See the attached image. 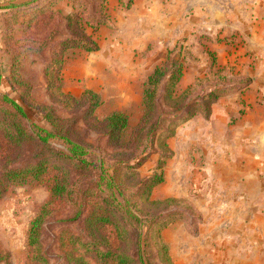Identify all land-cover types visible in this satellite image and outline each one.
I'll return each mask as SVG.
<instances>
[{"label": "rangeland", "instance_id": "obj_1", "mask_svg": "<svg viewBox=\"0 0 264 264\" xmlns=\"http://www.w3.org/2000/svg\"><path fill=\"white\" fill-rule=\"evenodd\" d=\"M87 3L92 9L98 0L58 2L56 10L62 13L63 18L56 39L70 36L66 17L73 16L78 8L87 6ZM182 3L185 5L184 0H134L127 9L122 0H108L107 9L112 25L101 27L103 30L100 33H94L90 28L87 30L89 35L94 34L95 39L98 35L101 37L102 47L93 53L71 49L63 69L61 92L76 99L81 98L86 90L94 92L100 98V106L94 116L103 121L114 112L122 111L128 116L127 131L131 133L144 113L143 86L148 76L169 58L181 64L183 69V77L175 89L177 97L189 91L198 79L213 83L217 70L212 65V53L217 55L218 64L225 69L226 74L222 75L231 82L234 80L241 83L245 77L223 63L215 48V44L237 43V36L233 35L229 40L220 35L213 37L190 25L188 34L184 35L178 24L180 9L184 7ZM187 7H190V3ZM30 13V10L23 13L14 26L12 39L5 40L7 19L0 9V92L7 94L24 109L27 121L42 128L53 129L39 108L46 106L53 110V120H57L54 129L67 131L74 141L97 155L100 160L106 156L111 164L143 153L141 162L140 159L128 162L135 167L131 171L135 176L126 181L129 199L136 203L134 210L143 225L141 234L135 236V247L131 250L133 264H142L138 244L143 264H201L208 257V250L202 249L198 243L205 218L193 199L202 190L203 179L200 181L201 186L198 184L202 170L198 171L196 166V145L190 149L189 164L182 165V168L174 149L181 151L180 141L184 140L181 136L191 123L199 117L210 119L211 114L207 115L206 110L208 99L204 97L208 87L188 98L186 105L196 103L195 115L183 122L187 109L172 108L164 95L165 80L158 98V115L160 120L165 121L163 129L158 131L153 142L146 144L142 152L139 150L132 154L126 150L113 151L107 144L108 136L102 130V125L93 122L88 115L85 120L87 107L84 104H76L77 107L64 106L62 102L50 97L45 78V67L51 59L49 42L44 41L48 35L27 33ZM193 16V10H189V23L194 24ZM47 39L52 38L48 36ZM42 43H45V48H38ZM237 44L241 45L242 41ZM28 45L32 47L27 48ZM172 129H175V134L168 137ZM175 139L178 140L177 146H173ZM5 146L0 144V148L5 149ZM54 146L66 149L58 140H55ZM36 153L37 150L32 146L23 149V158L18 159L15 167L34 162L38 159ZM2 156L0 149V164L4 163ZM156 176L163 180L152 189L148 198L143 193L144 183ZM81 177L77 175L72 178L78 181ZM49 199V188L35 183L13 185L0 197V264H37L30 257L26 238L32 218ZM65 217L63 212L58 213L45 224L43 253L48 264H64V246L68 244L70 234L75 237L85 235L84 218L67 224Z\"/></svg>", "mask_w": 264, "mask_h": 264}, {"label": "trees", "instance_id": "obj_2", "mask_svg": "<svg viewBox=\"0 0 264 264\" xmlns=\"http://www.w3.org/2000/svg\"><path fill=\"white\" fill-rule=\"evenodd\" d=\"M60 0H0V9L5 20V40L12 39L14 26L25 11L30 10L26 31L35 36L48 35L51 59L45 67L47 91L50 97L64 106L84 104V113L102 125V130L108 136L107 144L116 150H126L127 153L138 152L146 144L153 142L159 130L163 129L165 121L160 120L159 91L166 80L164 95L175 110L187 109L184 121L195 114L196 103L186 105L190 96L207 88V115L211 114L212 106L221 98L244 92L251 84V79L243 78L242 82L229 81L222 74L225 69L218 64L217 55L213 54L212 65L215 68V78L198 79L182 96H175V89L183 77L182 65L169 58L162 66L156 67L148 76L143 88L144 113L140 123L128 133V116L122 111H116L103 121H99L94 112L100 106V98L92 91H85L76 99L61 92L63 86V69L71 49H83L89 53L100 50V45L94 34L89 35L88 28L94 33L101 27L112 25L107 9L108 0H98L97 5L89 4L78 8L73 16L66 17V25L70 36L66 39H56L62 13L56 10ZM124 7L129 9L134 0H122ZM100 2V5H99ZM54 29V31H53ZM43 42V41H42ZM28 45L27 48H31ZM40 49L45 48L42 43ZM210 84V85H209ZM209 85V86H208ZM1 86V77H0ZM197 98V97H194ZM199 98H197L198 100ZM211 107V110H210ZM73 108V107H70ZM53 129L42 128L27 121L24 109L7 94L0 92V148L4 163L0 164V197L16 184H43L50 190V199L41 205L32 218L26 244L33 262L48 264L44 255L43 234L45 224L53 216L63 212L65 223L72 224L84 218V237L69 235L65 248L64 264H133L131 250L135 247V236L141 234L143 225L135 212L136 203L129 199L126 181L135 176L131 172L135 167L128 162L137 161L143 156L138 153L126 160L108 163L106 156L100 160L97 155L88 151L83 145L74 141L67 131L54 129L57 120H53V110L46 106L39 108ZM175 121V120H173ZM175 129L168 137L175 134ZM55 140L65 146V150L54 146ZM32 146L37 150L34 162L15 167L19 158H23V149ZM32 156V155H31ZM8 160V161H7ZM99 162L101 164H99ZM110 164V165H109ZM109 165V166H108ZM113 169V172L111 170ZM80 175L81 179L73 180ZM162 177H152L144 183V196L149 198L152 189L162 182ZM135 209V210H134ZM200 216L197 217V220ZM127 243L129 245H127ZM140 262L143 264L140 245L138 244Z\"/></svg>", "mask_w": 264, "mask_h": 264}, {"label": "crops", "instance_id": "obj_3", "mask_svg": "<svg viewBox=\"0 0 264 264\" xmlns=\"http://www.w3.org/2000/svg\"><path fill=\"white\" fill-rule=\"evenodd\" d=\"M184 3L180 31L188 34L190 25L213 37L236 35L241 45L215 48L231 70L251 79L247 90L215 103L209 120L191 123L181 136V151L174 149L182 168L196 145V166L202 170V190L193 199L205 218L198 243L208 257L201 264H264V0ZM189 10L195 25L189 23ZM96 39L102 47L101 37Z\"/></svg>", "mask_w": 264, "mask_h": 264}]
</instances>
